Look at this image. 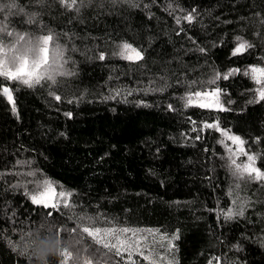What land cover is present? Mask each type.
<instances>
[{"label": "trees", "instance_id": "obj_1", "mask_svg": "<svg viewBox=\"0 0 264 264\" xmlns=\"http://www.w3.org/2000/svg\"><path fill=\"white\" fill-rule=\"evenodd\" d=\"M16 2L23 12L4 21L9 30L32 39L52 34L49 58L59 46L71 74L31 88L0 77L15 100L14 112L0 95V264H32L21 248L41 220L64 229L74 253H95L93 264H128L127 253L95 244L82 226L138 230L126 235L140 239L149 259L137 253L135 264H208L214 257L264 264V181L237 180L225 144L238 162L247 157L222 132L202 127L218 122L240 136L264 171L261 85L244 74L264 67V0H84L78 12L59 0ZM193 9L194 21L176 23ZM237 37L251 47L233 55ZM124 43L143 59L120 57ZM230 69L241 71L224 79ZM216 88L225 110L199 107L214 98L194 94ZM44 179L72 192V206L33 204L29 193ZM233 201H247L244 215L226 220Z\"/></svg>", "mask_w": 264, "mask_h": 264}, {"label": "snow or ice", "instance_id": "obj_2", "mask_svg": "<svg viewBox=\"0 0 264 264\" xmlns=\"http://www.w3.org/2000/svg\"><path fill=\"white\" fill-rule=\"evenodd\" d=\"M37 2H42V0H37ZM61 5L67 9H74L77 12L80 9V6L84 4V0H59ZM115 3L116 0H113ZM169 10L175 11L176 9L172 8V5L169 4ZM183 11V9H180ZM23 12L16 2V0H0V77H4L7 80L19 81L28 87H34L39 85L42 82H49L50 85H55L57 83V76H66L70 75L63 70V52L59 46H55L52 58H49V43L54 42V36L52 34H46L34 39L28 38L25 35L16 33L9 30V25L4 22L10 18L13 14ZM7 13V16L4 14ZM27 14V13H25ZM35 14L29 16V23L33 22ZM191 23L195 20V9L191 12L185 14L183 17H176V23L179 25L181 20ZM264 23V21H262ZM239 42L237 47L233 51V55L244 52L247 48L251 47L246 41H242L240 37L236 38ZM120 52L118 55L129 61H138L143 59V55L140 51L133 48L132 45L124 43L119 45ZM129 50L134 55L128 54ZM203 51V49H201ZM100 60L105 59L103 53L98 57ZM240 69H230L227 73L223 75L224 79H227L229 76L240 72ZM245 75H250L253 80L256 81L261 87L257 90L259 100L264 101V67L250 66L248 70H244ZM221 75L217 73L215 77L209 81V84H215L217 79H220ZM221 93L219 88L211 92H196L195 97H213V101L200 103L199 107L201 108H212L216 107L221 110L223 106L221 105L218 97ZM0 95L6 97L8 103L11 104L12 110L15 112V100L13 97L12 89L4 86L0 88ZM50 95H53L56 100H60L61 97L55 95V93L50 92ZM186 99V106L193 103V97L189 95ZM256 100L250 101V103H255ZM171 108V105H169ZM71 117V113H66ZM195 121L193 124L195 125ZM202 127L204 129H216L217 131L222 132V135L226 138L227 141H230L232 144L237 146V150L240 154L247 157V162H238L233 152V149L229 147L228 144H225V148L229 152L228 158V167L232 172V175L237 178V180H262L264 181V171H261L260 168L255 166L257 156L255 154H248L244 151L243 145L246 143L240 136L231 134L229 131L220 129L218 122L207 123L205 122ZM193 131H197L196 127H193ZM199 138V137H197ZM221 143H224V140H221ZM25 175L35 176L34 172L26 173ZM62 187V186H61ZM239 188V184L236 185ZM73 193L70 191L61 190L56 191V187L53 182L44 179L42 182L36 183V192L29 193L30 199L33 204L43 205L45 208L51 207L52 209H57L61 204L64 207H71L70 198ZM239 199V197H238ZM234 206H236V201H233ZM247 201H243L238 206L236 210L229 208L226 213H223L224 219H232L235 216H243L245 211V205ZM49 213V217H51ZM82 222H92L94 218L92 217H80ZM44 224H39L38 229H44ZM51 230V229H50ZM56 231L61 234L64 229L57 228ZM77 229H72V232H76ZM138 230H132L129 228H100L94 226H82L81 234H87L91 237L95 244L101 245L104 249H107L109 252L115 250L116 255H122L127 253L128 264H135L133 256L137 253L142 256L145 260H148L149 257L144 254V251L140 247V239H130L126 234L131 233L132 237H136V232ZM150 231V230H149ZM31 233L28 231L24 234V237L29 236ZM178 237H173L176 239ZM80 241H75L74 244H79ZM238 247V246H236ZM86 251L84 249H76L75 253L70 250V248H64L59 256L62 258L60 264H93V257L95 253L89 252L87 257L82 256V252ZM99 251V250H97ZM27 255V252H23ZM213 260L219 264L220 258L214 257L208 261V264H213ZM97 264L99 262L97 261ZM155 264V261L152 262Z\"/></svg>", "mask_w": 264, "mask_h": 264}, {"label": "clouds", "instance_id": "obj_3", "mask_svg": "<svg viewBox=\"0 0 264 264\" xmlns=\"http://www.w3.org/2000/svg\"><path fill=\"white\" fill-rule=\"evenodd\" d=\"M39 224H44V229H38V226L30 229L31 234L25 237L21 251L27 252L32 264H49L51 257L59 255L64 248H70V242L56 231L55 223L41 220Z\"/></svg>", "mask_w": 264, "mask_h": 264}, {"label": "rangeland", "instance_id": "obj_4", "mask_svg": "<svg viewBox=\"0 0 264 264\" xmlns=\"http://www.w3.org/2000/svg\"><path fill=\"white\" fill-rule=\"evenodd\" d=\"M132 55H134V53H132ZM56 191L58 192V190L56 189Z\"/></svg>", "mask_w": 264, "mask_h": 264}]
</instances>
